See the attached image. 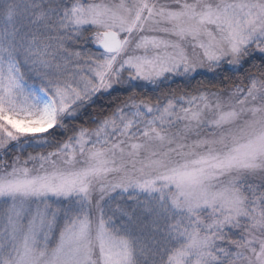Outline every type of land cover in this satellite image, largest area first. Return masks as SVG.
<instances>
[{
    "label": "snow or ice",
    "instance_id": "6c2138e0",
    "mask_svg": "<svg viewBox=\"0 0 264 264\" xmlns=\"http://www.w3.org/2000/svg\"><path fill=\"white\" fill-rule=\"evenodd\" d=\"M0 264H264V0H0Z\"/></svg>",
    "mask_w": 264,
    "mask_h": 264
},
{
    "label": "rangeland",
    "instance_id": "374dc122",
    "mask_svg": "<svg viewBox=\"0 0 264 264\" xmlns=\"http://www.w3.org/2000/svg\"><path fill=\"white\" fill-rule=\"evenodd\" d=\"M198 79V78H197ZM199 80V79H198ZM166 83H174L173 84V86L175 87V85H177L178 87H184V85L183 84H177L176 82H173V81H168V82H165V84ZM161 87H163V88H165L166 89V85H163V86H161ZM151 89H155V88H153L152 86H147V88H146V90L148 91V93L150 94V95H152V94H157L159 91H160V89H158V90H156L155 92L156 93H153V92H151L152 90Z\"/></svg>",
    "mask_w": 264,
    "mask_h": 264
},
{
    "label": "trees",
    "instance_id": "16d2710c",
    "mask_svg": "<svg viewBox=\"0 0 264 264\" xmlns=\"http://www.w3.org/2000/svg\"><path fill=\"white\" fill-rule=\"evenodd\" d=\"M256 63H259V60H257ZM197 78H198V79H205L206 77H197ZM173 84H174V83H166L165 85H166L167 87H168V86L174 87ZM167 87H166V88H167ZM175 87H177V85H175ZM151 90H152L151 92L156 93L155 91L158 90V89H154V90L151 89ZM157 94H158V93H157Z\"/></svg>",
    "mask_w": 264,
    "mask_h": 264
}]
</instances>
